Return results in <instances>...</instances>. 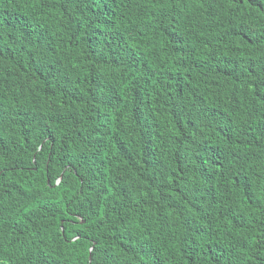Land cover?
I'll list each match as a JSON object with an SVG mask.
<instances>
[{
	"label": "trees",
	"instance_id": "obj_1",
	"mask_svg": "<svg viewBox=\"0 0 264 264\" xmlns=\"http://www.w3.org/2000/svg\"><path fill=\"white\" fill-rule=\"evenodd\" d=\"M0 264H264V0H0Z\"/></svg>",
	"mask_w": 264,
	"mask_h": 264
}]
</instances>
